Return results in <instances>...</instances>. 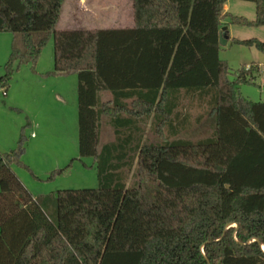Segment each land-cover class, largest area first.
Returning <instances> with one entry per match:
<instances>
[{
  "label": "trees",
  "instance_id": "trees-1",
  "mask_svg": "<svg viewBox=\"0 0 264 264\" xmlns=\"http://www.w3.org/2000/svg\"><path fill=\"white\" fill-rule=\"evenodd\" d=\"M245 1L253 20L225 12L227 0H132V28L65 30L64 0H0V34L11 35L0 91L21 65L35 73L51 39L54 67L42 75L78 78V151L98 179L97 188L34 196L12 168L37 178L22 161L27 120L0 152V264H264V102L239 92L258 66L229 79L218 55L222 26H264V0ZM229 41L264 52L260 39ZM100 91L112 101L100 102ZM205 96L211 133L170 139L187 121L181 98ZM151 116L161 141L147 143ZM103 118L114 139L101 144Z\"/></svg>",
  "mask_w": 264,
  "mask_h": 264
},
{
  "label": "crops",
  "instance_id": "crops-1",
  "mask_svg": "<svg viewBox=\"0 0 264 264\" xmlns=\"http://www.w3.org/2000/svg\"><path fill=\"white\" fill-rule=\"evenodd\" d=\"M65 2H67V6L73 7L71 11L69 10L68 12V14L70 13L69 19L79 20V18H77V14H79L80 10H83V2H81V0H64V2L62 3V8ZM104 2H109L108 4H110V6L105 5L104 7ZM229 2L230 0H227L226 4L224 5L225 12H229ZM96 4L98 25H94L93 28L129 29L134 27L135 21L133 20L132 0H96ZM74 13L77 14L76 18L73 17V19L72 16ZM60 16L58 21L60 20ZM69 19L67 16L66 20L62 22L63 25H61V29L75 30L76 27L71 28L69 23L67 22ZM58 21L57 26L59 23ZM229 25L230 24L225 25L227 29L226 32H224V36L228 37L227 43L229 42L230 38H235L231 36L228 30ZM80 28L93 29L87 28L84 25L77 27V29ZM48 46L44 47L41 51L38 62L36 63L35 73L31 71L30 64L21 65V68L13 74L8 88H6V90L3 92L0 91V152H5L15 147L20 136L19 132L22 126L28 120L30 125L25 131V133L27 134V141L25 144L22 161H24V163L30 169L34 170V174L38 178H42V176H44L48 172L45 168L52 162L51 151L56 152L57 154L59 153L58 150H54L59 135H62L64 132V126L63 124L60 125L59 121L64 117L65 123L66 107L70 104V99L73 96H71L72 92L70 94L66 92V90L63 88L64 84L67 82L71 87L75 81L76 95L78 81V78L75 75H42L43 73L52 71L54 67L53 49L52 47ZM10 48L11 35L9 33L0 34V75H2L3 73L2 68L4 63L6 62L5 60L9 55ZM74 76L75 78H73ZM98 95L100 102L112 101V95L107 91H100L98 92ZM74 102V106H76L77 108L78 98H76ZM125 102L127 104H130L131 100H126ZM56 103H58V105H56ZM180 106L181 105L179 103L178 107ZM210 114H212L214 117V113L212 110H209L208 115ZM59 115H62L63 117L61 118ZM200 117L201 114L192 122V124H189L190 122L188 123V121H184V127L177 135L169 136L167 131L166 135L169 136L170 139H186L182 137V135L187 132H193L195 134L196 140L204 138V120H200ZM151 119L152 121L150 122ZM149 122V128H151V131H153L155 125L153 122V116L149 118ZM102 125H105L107 127V131H110L108 132V136H113L112 129L107 124L106 118L102 119L101 127ZM173 125H175V123H173ZM165 128H169L171 130V124H169L168 126V124L166 123ZM101 135L102 132L100 134V142ZM155 135H157L156 132ZM109 141H111V139L108 141H104V143ZM18 176L24 182L23 177L20 174H18ZM38 194L42 193L38 192L34 195Z\"/></svg>",
  "mask_w": 264,
  "mask_h": 264
},
{
  "label": "rangeland",
  "instance_id": "rangeland-1",
  "mask_svg": "<svg viewBox=\"0 0 264 264\" xmlns=\"http://www.w3.org/2000/svg\"><path fill=\"white\" fill-rule=\"evenodd\" d=\"M81 2H83L82 4H84L83 10H80L79 14L76 13L77 18H79V20L74 19L76 18L75 13L72 16V18L74 17V20L69 19L70 13L68 14V12L69 10L71 11L73 7L67 6V2L63 4L62 13L57 26L59 29H61V25H63L62 22L66 20L67 16L69 19L67 22L69 23L71 28L76 27L75 29H77V27L81 25H84L87 28H93L94 25H98L96 0H81ZM108 3L109 2H104V7L105 5L110 6V4ZM229 6L230 7L228 10L231 14L235 16H243L248 19H254V3L245 0H230ZM228 30L231 36L237 39L256 38L264 41V26L246 27L230 24ZM48 43L49 44H46L45 47L49 45L48 47H52L53 49V42L51 39L48 41ZM218 55L221 60L223 59L227 62V65L230 69L229 79H233L234 72L239 70L242 66H247L251 63H254L255 65L259 66L258 72L257 74H255L254 81L252 83L247 84L242 83L239 86V92L244 97L253 102H264V52L257 51L254 47H248L245 45H235L229 41L226 45L221 48ZM73 78H75V76ZM75 87V81L71 87L70 84L67 82L64 84L63 88L66 90V92L69 94L72 92L71 96L73 95L74 97H71L70 104L66 107L65 123L64 117L62 115H59L61 118L63 117L59 121V123L60 125L63 124L64 132L62 135H59L54 147V150H58L59 153L57 154L56 152L51 151L52 162L45 168L48 171L47 174L44 175L45 177L42 176V178H38L36 176L37 178H34L32 174L27 170H23L19 167H12L16 173L20 174L23 177L24 182L21 179L20 180L32 194L38 192L42 193L38 195L50 194L61 189L79 190L81 188H97V170L95 169V165L93 163L92 158L80 157L78 151V114L77 108L76 106H74V101L77 98V96L75 95ZM207 100L208 96H205L204 100L201 103L196 100H190L188 97H183L180 101L181 106L178 107V110L180 111V118L184 116L187 117L188 123L190 122L189 124H192V122L201 114L200 120H204L203 135L205 137L206 135H209L212 131L210 122H212L214 118L212 114L208 115L209 106ZM56 105H58V103H56ZM151 121L152 119L150 120V122ZM150 122L148 119L142 125L144 131V141H146L147 143L161 141L159 137L155 135V131H151V128H149ZM106 128L107 127L105 125H102V127L100 128L102 132L100 142L101 144L104 143V141H108L110 139L112 141L114 139V136H108V132L110 131H107ZM182 137L186 139L188 138L192 141L196 140L195 134L193 132H187L183 134ZM60 168L66 169L59 176H56L52 180H42L47 178L50 172ZM135 169L136 168L133 167V170L128 173L126 179L127 185H132L134 183ZM32 172L34 173V170H32Z\"/></svg>",
  "mask_w": 264,
  "mask_h": 264
},
{
  "label": "water",
  "instance_id": "water-1",
  "mask_svg": "<svg viewBox=\"0 0 264 264\" xmlns=\"http://www.w3.org/2000/svg\"><path fill=\"white\" fill-rule=\"evenodd\" d=\"M227 27L224 25L221 27V29L219 30L218 33V37H219V44L224 46L227 44V37L224 36V32L226 31Z\"/></svg>",
  "mask_w": 264,
  "mask_h": 264
},
{
  "label": "bare ground",
  "instance_id": "bare-ground-1",
  "mask_svg": "<svg viewBox=\"0 0 264 264\" xmlns=\"http://www.w3.org/2000/svg\"><path fill=\"white\" fill-rule=\"evenodd\" d=\"M264 248V247H263Z\"/></svg>",
  "mask_w": 264,
  "mask_h": 264
}]
</instances>
